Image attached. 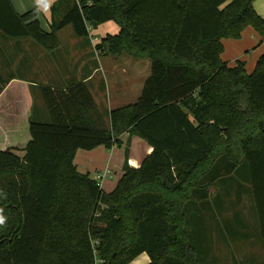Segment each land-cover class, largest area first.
Here are the masks:
<instances>
[{
    "label": "trees",
    "instance_id": "1",
    "mask_svg": "<svg viewBox=\"0 0 264 264\" xmlns=\"http://www.w3.org/2000/svg\"><path fill=\"white\" fill-rule=\"evenodd\" d=\"M254 1L56 0L46 31L35 10L20 15L0 0L5 35L52 50L67 25L88 37L114 21L120 31L96 48L151 60L138 100L109 122L82 81L40 87L47 122L32 119L28 84L9 83L0 99L10 118L0 114V264H128L143 252L148 264H204L197 220L219 172L236 170H246L264 250V54L251 73L221 58L223 39L247 26L264 37ZM124 132L152 151L139 167L126 160L105 193L78 170L76 151L120 146Z\"/></svg>",
    "mask_w": 264,
    "mask_h": 264
},
{
    "label": "crops",
    "instance_id": "2",
    "mask_svg": "<svg viewBox=\"0 0 264 264\" xmlns=\"http://www.w3.org/2000/svg\"><path fill=\"white\" fill-rule=\"evenodd\" d=\"M10 1L20 15L35 10L42 28L50 31L51 6L56 0ZM253 4L264 18V0H255ZM62 14L60 12L57 17ZM71 27L67 25L58 31L59 43L52 50L45 49L30 37H11L0 32V99L9 83L24 81L28 84L32 97V119L47 122L50 121V114L40 87L49 85L67 88L73 82L82 81L90 89L98 110L109 122L112 110L138 100L151 76V60L107 54L96 48V43L92 41L94 37L101 41L106 35H115L120 31L114 21L90 28L88 37L77 36ZM223 45L222 60L229 66L244 62L249 73L254 70L258 58L264 54V37L252 26H247L238 39H223ZM14 91L16 90H11L10 95ZM17 102L19 107L22 100ZM6 112V109H0V114L5 116L4 122L8 118ZM4 122L0 120V128L4 126ZM20 136L18 133L17 137ZM120 139V146L111 149L100 145L76 151L74 163L80 172L89 173L94 178L97 172L109 170V176L104 179L101 187L105 193L116 187L123 175L126 160L129 165L139 167L152 151V146L137 135L124 132ZM218 178L220 179H216L208 189V202L203 204L202 217L197 220L196 248L202 262L234 264L235 259L232 262L231 257L236 250L244 255L243 261L239 259V263L264 264V250L262 243H259V223L257 222L258 231L251 228L256 209L251 185L246 179V170L228 173L220 171ZM243 241L246 242L244 249L238 250L236 246H240ZM225 242H229L228 245ZM149 262L148 254L143 252L128 264Z\"/></svg>",
    "mask_w": 264,
    "mask_h": 264
},
{
    "label": "rangeland",
    "instance_id": "3",
    "mask_svg": "<svg viewBox=\"0 0 264 264\" xmlns=\"http://www.w3.org/2000/svg\"><path fill=\"white\" fill-rule=\"evenodd\" d=\"M72 28V27H71ZM66 43H67V41L66 40H64ZM64 42V43H65ZM256 215H257V213L255 214V216H254V223H252L251 225V228H252V230L253 231H255L256 229H257V231H258V221H257V217H256ZM230 241V240H229ZM228 243L229 242H227V244H226V242H225V244L226 245H228ZM245 241H243V242H240V246H236L237 248H238V250H241V249H244V247H245ZM259 243H261V240H260V242ZM235 255H238L237 257L235 256ZM243 254L242 253H239V252H237L236 250L234 251V256L233 257H231V260H232V262H233V260L235 259V261L233 262L234 264H241V263H239L240 261H239V259H242V261H243ZM237 260H238V262H237Z\"/></svg>",
    "mask_w": 264,
    "mask_h": 264
},
{
    "label": "built area",
    "instance_id": "4",
    "mask_svg": "<svg viewBox=\"0 0 264 264\" xmlns=\"http://www.w3.org/2000/svg\"><path fill=\"white\" fill-rule=\"evenodd\" d=\"M92 41H93L94 43H98V42H99V39H98L97 37H94V38L92 39ZM108 176H109V170H108V169H106V170H104V171H102V172H97V173H96V175H95L94 178L97 180V182H98L100 188H101L102 185H103V181H104V179H105L106 177H108Z\"/></svg>",
    "mask_w": 264,
    "mask_h": 264
},
{
    "label": "clouds",
    "instance_id": "5",
    "mask_svg": "<svg viewBox=\"0 0 264 264\" xmlns=\"http://www.w3.org/2000/svg\"><path fill=\"white\" fill-rule=\"evenodd\" d=\"M6 217L3 215V209H0V226L5 225Z\"/></svg>",
    "mask_w": 264,
    "mask_h": 264
}]
</instances>
